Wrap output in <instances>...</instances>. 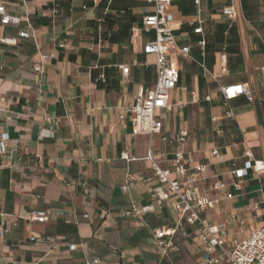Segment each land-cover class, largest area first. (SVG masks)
Masks as SVG:
<instances>
[{"label":"crops","instance_id":"0c3cea01","mask_svg":"<svg viewBox=\"0 0 264 264\" xmlns=\"http://www.w3.org/2000/svg\"><path fill=\"white\" fill-rule=\"evenodd\" d=\"M0 3L10 15L27 19L0 26V36L17 38L16 46L0 45V127L9 138L0 157V227L7 229L0 264H167L148 228L176 224L170 202L161 208L153 203L155 213L142 219L122 216L131 205L151 203L155 181L144 159L149 149L161 168H171L178 148L206 165L199 187L220 201L201 216L224 224L228 239L263 225L264 172L250 170L238 180L231 171L243 167L246 150L264 165V0H175L169 8L174 35L189 52L172 55L179 67L169 99L173 110L155 111L162 128L151 139L132 135L127 111L138 90L151 89L156 80L154 56L143 53L154 32H131L152 12L151 4ZM230 4L237 13L233 21L222 15ZM199 21L201 35L193 32ZM21 31L31 38H18ZM42 55L50 58L39 75L33 66ZM123 65L130 66L127 76ZM234 84H246L253 101H229V119L220 88ZM122 153L131 160H121ZM127 175L133 180L123 191ZM214 181L225 187L209 191ZM32 211H44L47 220L27 221ZM183 248L199 264L202 254L189 238L177 242L170 256Z\"/></svg>","mask_w":264,"mask_h":264},{"label":"built area","instance_id":"2783aa9c","mask_svg":"<svg viewBox=\"0 0 264 264\" xmlns=\"http://www.w3.org/2000/svg\"><path fill=\"white\" fill-rule=\"evenodd\" d=\"M93 1L96 2V0ZM145 2L151 4L153 10L142 18L140 28L133 27L131 32L132 36H136L140 30L154 32V38L145 43L143 53L154 56L156 80L151 89L138 90L133 105L128 107L127 111L131 114L132 135L146 136L151 139L154 135L159 134L162 128L155 111L164 110L170 113L173 110L169 99L178 83L179 67L177 62L172 59V55L186 56L189 47H178L174 35L173 18L169 13V8L175 0H145ZM198 3L199 0H195V4ZM52 14H56V11H52ZM222 15L232 21L237 17L232 4L222 9ZM23 21H27L25 16L10 15L5 5L0 3V26L18 25ZM201 24L202 21H199L198 27L193 31L194 34H202ZM17 37L26 39L31 38V35L21 31ZM0 45L16 46L17 38L0 36ZM198 45L203 48L204 41L200 40ZM49 58V56L42 55L40 61L34 64L33 72L39 75L43 74V66ZM222 58L224 59V57ZM132 65L138 66L139 63L133 61ZM129 69V65L120 66L124 76L128 75ZM220 91L224 105L227 107L225 117L229 119L233 118V112L228 107L229 101L238 96L246 97L249 102L253 101L252 92L246 84L227 85L221 87ZM194 97L192 95V99ZM19 117L21 115H16V118ZM119 118L123 119V116H119ZM212 120L215 121V119ZM214 132L221 133L217 128H214ZM8 149V133L0 127V157H3ZM212 155L216 156L217 151H212ZM243 155L245 157L243 167L234 168L231 171L234 178L241 180L247 176L250 170L256 174L264 172L263 163L254 160L249 150H246ZM120 159L131 160L126 153H122ZM144 159L150 165V179L155 181L149 195L151 203L143 206L131 205L122 213V216L142 219L143 215L155 213L153 203L161 208L164 203L170 202L171 209L178 217L176 224L170 227L148 228L152 239L161 251V257L168 261L167 264H176L170 260V255L174 252L177 242L185 238H189L198 245L202 254L199 264H264V223L245 237L228 239L224 224H213L202 218L203 211L217 206L220 201L217 197L210 199L199 187V183L206 179V165L194 163L192 158L179 148L173 154L170 169L161 168L157 162L156 154L150 149ZM132 180L130 175L126 176L125 185L122 187L123 191H126L127 184ZM224 187L222 182L214 181L208 190L219 191ZM235 187L240 189L237 183ZM83 217L87 218L88 216L84 215ZM46 220L47 215L44 211H32L27 217L29 222ZM239 223L242 224L243 221H239ZM183 225L191 227L192 232L189 233L183 229ZM6 232V228L0 227V239ZM69 248L74 250L76 245H70Z\"/></svg>","mask_w":264,"mask_h":264},{"label":"rangeland","instance_id":"374dc122","mask_svg":"<svg viewBox=\"0 0 264 264\" xmlns=\"http://www.w3.org/2000/svg\"><path fill=\"white\" fill-rule=\"evenodd\" d=\"M162 123L165 122V119H161ZM170 260L176 264H194L190 252L183 248L177 253L173 258L170 256Z\"/></svg>","mask_w":264,"mask_h":264}]
</instances>
